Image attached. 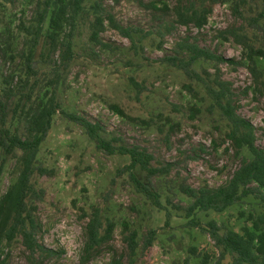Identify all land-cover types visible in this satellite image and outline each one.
<instances>
[{
  "label": "rangeland",
  "instance_id": "1",
  "mask_svg": "<svg viewBox=\"0 0 264 264\" xmlns=\"http://www.w3.org/2000/svg\"><path fill=\"white\" fill-rule=\"evenodd\" d=\"M94 1L87 0L86 5ZM101 1L118 24L133 30L132 38L106 21L107 28L101 36L108 47L93 45L88 41L87 28L81 25L75 42L77 58L61 88L63 107L101 123L107 135L122 136L129 144L147 148L159 160L177 163L169 176L154 179L164 204L170 190L174 202L188 204L186 198L175 193L183 179L196 188L226 184L247 153H237L227 140L226 120L218 109L211 108L204 87L159 59L175 54L177 43L188 39L234 60L219 65L221 75L232 84L238 113L252 122L256 144L264 148V95L255 86L247 65L237 63L244 62L242 46L221 33L245 24L258 43L261 31L249 28L234 13L235 0L216 4L203 28L175 24L169 32L162 27L164 22L174 21L176 0ZM248 1L247 8L250 5L256 11L258 6ZM36 3L37 0H0V85L3 76L17 69L19 58L13 61L11 54L16 56L23 47L24 37L18 26L31 21ZM150 4L158 9L145 6ZM10 40L11 49L6 46ZM196 66L215 73V61H200ZM191 83L200 99L187 90L186 85ZM113 105L123 109L126 116L112 109ZM158 126H164L165 132ZM166 132L170 134L169 144ZM39 161L53 174L34 178L37 187L45 192L36 212L42 226L38 237L43 245L60 252L42 264H109L113 256L120 254L127 263L122 234L125 220L139 232L140 243L149 229L157 233L153 246L147 251L139 249L133 264H181L193 256L191 246L202 252L215 250L211 238L199 229L186 227L187 220L178 211L170 206L160 210L135 191L128 174L122 171L128 157L99 151L80 125L61 114L56 115L41 146ZM137 175L144 177L140 171ZM15 177V159L9 158L0 177V196ZM92 206L99 207L103 217L113 219L116 229L113 240L92 260L83 263L85 228ZM254 207L263 209L250 199L221 213L200 212L198 218L202 222L214 219L225 228L238 230L245 222L240 212ZM214 263L213 260L211 264ZM8 264H31L19 241L11 248Z\"/></svg>",
  "mask_w": 264,
  "mask_h": 264
},
{
  "label": "trees",
  "instance_id": "2",
  "mask_svg": "<svg viewBox=\"0 0 264 264\" xmlns=\"http://www.w3.org/2000/svg\"><path fill=\"white\" fill-rule=\"evenodd\" d=\"M86 1L37 0L31 21L28 24L20 22L18 26L24 37L23 47L16 56L11 54L13 61L19 58L17 69L3 76L0 85V177L9 158L15 159L16 170L15 180L0 196V264H8L11 248L17 241L25 248L31 264H42L60 253L39 241L42 226L36 219V212L45 192L34 181L36 176L53 174L39 161V153L57 114L80 125L99 151L128 157L129 162L122 171L128 174L135 191L154 207L168 210L170 206L187 220L186 227L199 229L211 238L214 251L202 252L191 246L189 251L193 256L186 257L181 264H211L213 260L214 264H264V148L256 144L252 122L238 113L232 84L221 75L219 65L234 60L226 59L188 39L177 43L175 54L159 59L204 87L211 108L218 109L226 120L227 140L231 141L237 153H247L226 184L196 188L183 179L175 193L186 198L188 204L174 202L170 196L172 190L166 195L164 204L154 179L169 176L177 168V163L159 160L147 148L129 144L122 136L107 135L101 123L92 122L63 107L61 88L77 58L75 42L81 25L87 28L88 41L93 45L108 47L101 36L107 28L106 21L123 35L132 38L133 30L118 24L103 7L101 0H95L90 6L86 5ZM224 1L176 0L174 21L164 22L162 30L169 32L175 24L203 28L213 7ZM252 1L258 6L256 11L250 5L247 8L248 0H235L233 11L249 28L261 31L259 42L255 43L245 24L221 33L232 37L242 46L244 62L237 63L247 65L255 86L264 95V0ZM145 6L158 9L155 4ZM162 30L159 32L166 34ZM253 36L257 38L254 33ZM11 43L10 40L6 45L10 49ZM200 61H215V73L204 67L198 68L196 65ZM186 88L195 98H201L192 83ZM111 107L126 116L118 105ZM158 127L165 132L164 126ZM165 134L169 144L170 134ZM137 171L144 173L143 179L137 175ZM250 199L261 204L263 209L254 207L249 212H240L245 222L238 230L225 228L214 219L202 222L198 218L200 212L212 210L221 213ZM170 216L168 213V221ZM88 217L86 241L81 254L83 263L92 260L113 240L116 229L115 221L103 217L97 206H92ZM122 234L128 262L120 254L113 256L109 264H133L139 249L149 250L157 235L155 229H149L140 243L139 232L127 220L122 224Z\"/></svg>",
  "mask_w": 264,
  "mask_h": 264
}]
</instances>
